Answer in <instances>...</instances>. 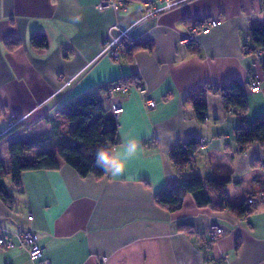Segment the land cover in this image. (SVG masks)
Instances as JSON below:
<instances>
[{
    "label": "crops",
    "instance_id": "1",
    "mask_svg": "<svg viewBox=\"0 0 264 264\" xmlns=\"http://www.w3.org/2000/svg\"><path fill=\"white\" fill-rule=\"evenodd\" d=\"M102 1L0 0V127L14 116L40 132L44 117L94 92L106 113L115 102L123 109L113 148L131 140L141 145L116 179L108 173L80 177L65 164L23 172L20 189L7 187L13 205L0 200V235L15 244L0 249V264H32L15 237L24 231L36 235L47 264H97L101 257L107 264H264V200L258 198L264 195V145L236 152L238 118L224 112L213 90L231 80L243 83L247 118L264 115V73L242 50L251 45L250 30L264 25L262 0H170L171 9L144 19L142 0H110L124 8L98 10ZM210 20L218 26L192 43L180 42L191 27ZM126 29L145 47L130 60L101 55L104 43ZM36 34L46 37V49L30 46ZM8 40L19 44L9 50ZM254 74L262 80L258 93L248 89ZM117 85L127 92L107 96ZM200 89H207L204 124L189 99ZM146 99L154 108L145 106ZM191 137L201 147L192 171L180 176L169 154ZM0 158L9 172L6 141ZM189 171L202 179L228 178V201L241 206L252 197L251 211L240 217L200 208L189 195L174 212L158 206L155 195L187 180ZM211 227L222 230L214 242Z\"/></svg>",
    "mask_w": 264,
    "mask_h": 264
},
{
    "label": "trees",
    "instance_id": "2",
    "mask_svg": "<svg viewBox=\"0 0 264 264\" xmlns=\"http://www.w3.org/2000/svg\"><path fill=\"white\" fill-rule=\"evenodd\" d=\"M262 12L264 17V0ZM249 37L250 44L264 53V25L252 28ZM17 41L8 40L7 48L14 49L19 44ZM29 44L35 49L43 50L47 48L48 41L43 34H36L30 37ZM144 47V44L132 41L123 47L120 58L130 60L134 51ZM260 66L264 73L263 59ZM213 90L219 91L224 112L235 114L238 118L234 132L236 152L243 153L253 143L264 145V115L256 116L251 122L245 118L248 109L246 86L231 80ZM206 94L207 89H200L189 96L194 117L200 124H204L207 119ZM43 123L45 129L32 132L31 129L25 128L23 121H14L12 127L0 134V142H7L10 162V170L6 172L0 158V200L10 207L14 199L8 193L7 187L11 185L20 189L21 175L26 171L56 170L61 164H65L80 177L93 176L99 179L107 175L94 165L95 153L100 146L114 147L118 123L112 114L106 113L94 92H86L60 106L54 115L44 117ZM200 147L199 139L191 137L182 145H177L169 154L170 162L178 175L181 176L186 169L191 170L194 167ZM229 181L228 178L202 179L191 173L187 180L158 192L154 200L161 208L174 212L182 207L184 198L189 195L197 207L228 209L242 217L251 211V207L246 206V203L252 197L247 198L241 206L231 204L227 199Z\"/></svg>",
    "mask_w": 264,
    "mask_h": 264
},
{
    "label": "built area",
    "instance_id": "3",
    "mask_svg": "<svg viewBox=\"0 0 264 264\" xmlns=\"http://www.w3.org/2000/svg\"><path fill=\"white\" fill-rule=\"evenodd\" d=\"M161 4H155L154 0H142L141 6L143 9V19L153 16L155 14H159L161 12L167 11L174 6L170 0H161ZM108 7H112L115 9L124 8V4L110 2V0H103L97 6L98 10H102ZM218 26V22L214 20L207 21L206 23L200 25V27L193 26L191 27L189 33H187L182 39L181 43H192L196 41L197 36L200 33L207 34L209 31ZM133 41L132 37L129 34V29L119 31V33L109 38L103 45L102 50L100 52L101 55H106L111 57L114 60L120 59V54L125 45L131 44ZM243 53L245 55H250L253 57L252 67L255 68L257 65H261L262 57L264 55L263 51L253 45H244ZM262 80L260 79L258 74L252 75L250 81V91L252 93H258L261 90ZM128 90L124 85L111 86L106 90L107 96L112 97L114 93H126ZM141 93H144V90H141ZM145 106L149 109L154 108L155 102L151 99H146ZM122 107L119 103H112L111 105V114L117 120V116L122 113ZM14 121H23L22 119H16L14 116H10L7 119V128L13 126ZM1 134V133H0ZM258 198L264 199L263 195H260ZM254 199H249L247 204L251 207L254 204ZM28 220H32V216H28ZM222 230L218 227H211L208 231V237L211 242L217 240V238L221 235ZM15 237L19 240V245L25 249L28 254V258L32 264H47L45 261L41 259L42 256V248L36 242V235L32 231H24L21 232ZM15 244L12 240V236H4L0 235V249H13ZM97 264H107V259L105 257H101Z\"/></svg>",
    "mask_w": 264,
    "mask_h": 264
},
{
    "label": "clouds",
    "instance_id": "4",
    "mask_svg": "<svg viewBox=\"0 0 264 264\" xmlns=\"http://www.w3.org/2000/svg\"><path fill=\"white\" fill-rule=\"evenodd\" d=\"M140 148L141 145L136 140L121 144L119 148L100 146L95 153L94 165L108 173L112 178H119L125 173L127 158L134 157ZM121 150L123 151L121 152Z\"/></svg>",
    "mask_w": 264,
    "mask_h": 264
},
{
    "label": "rangeland",
    "instance_id": "5",
    "mask_svg": "<svg viewBox=\"0 0 264 264\" xmlns=\"http://www.w3.org/2000/svg\"><path fill=\"white\" fill-rule=\"evenodd\" d=\"M262 59L264 61V55H263ZM246 113H247V111H246ZM246 113H245V116H246ZM247 116H248V114H247ZM247 116H246V119H247V121H250V122L256 117L255 116V117L247 118ZM0 121H4V120L0 117ZM3 126H4V122H3ZM0 130H1V133L5 132L7 130V120H6V126L5 127H0ZM189 173L191 174L190 171H189Z\"/></svg>",
    "mask_w": 264,
    "mask_h": 264
}]
</instances>
